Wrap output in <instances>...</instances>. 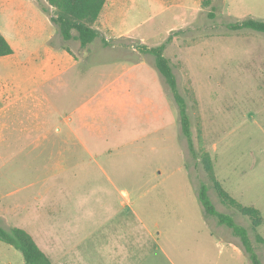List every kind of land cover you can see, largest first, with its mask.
I'll use <instances>...</instances> for the list:
<instances>
[{"label":"rangeland","instance_id":"rangeland-1","mask_svg":"<svg viewBox=\"0 0 264 264\" xmlns=\"http://www.w3.org/2000/svg\"><path fill=\"white\" fill-rule=\"evenodd\" d=\"M213 5L211 18L201 0H109L95 27L110 44L97 38L83 47L59 38L46 0H0V27L20 54L54 43L67 45L75 59L71 70L33 90H24V75L6 79L0 64V89H8L0 93L1 227L25 228L56 264H75L78 240L81 255L90 253L87 261L96 264H121L130 251V264L247 263L221 252L220 224L198 196L208 181L201 158L189 150L154 57L136 47L173 34L167 54L198 152L201 131L225 189L262 199L264 32L227 24L264 19V0ZM51 32L56 37L47 39ZM245 185L249 192L240 189ZM210 196L251 230L248 216L213 189ZM251 236L264 261V245ZM0 264L26 262L0 240Z\"/></svg>","mask_w":264,"mask_h":264},{"label":"trees","instance_id":"trees-1","mask_svg":"<svg viewBox=\"0 0 264 264\" xmlns=\"http://www.w3.org/2000/svg\"><path fill=\"white\" fill-rule=\"evenodd\" d=\"M108 1L109 0H46V2L54 8L51 20L59 27L62 38L66 41L73 39L79 40L83 47L92 44L97 38H101L105 45L110 44L103 33L95 27ZM201 5L203 8H211L208 15L211 18L215 17L216 7L213 5V0H201ZM45 8L47 7L45 6ZM227 27L234 31L249 29L264 32V19L248 17L243 20L230 22L227 24ZM173 39V34H170L167 40L160 45L150 46L142 43L137 44L136 47L141 53L150 54L154 57L155 65L167 82L177 104L182 134L187 139L189 150L194 156H200L201 158V163L208 181H202L200 183L198 196L203 205L205 215L207 217L216 218L218 224L228 227L234 235L240 238L242 246L252 264H264L251 236V232H253L256 242L264 244V237L258 232V228L263 222L259 210L254 206L243 205L225 189L222 181H220L217 176L212 155L207 149L201 131H199V142L202 145L199 150H201V152L199 153L196 148L188 100L180 90L172 59L167 54L169 44ZM62 48L69 52L71 51L67 45L62 46ZM12 53H14V48L0 29V57ZM211 189L215 191L223 204L237 209L243 215L250 218L252 222L251 230L239 224L231 214L218 209L210 196ZM0 240L19 249L24 256L26 264H56L40 247L34 236L25 228L13 226L7 229L0 226Z\"/></svg>","mask_w":264,"mask_h":264},{"label":"crops","instance_id":"crops-1","mask_svg":"<svg viewBox=\"0 0 264 264\" xmlns=\"http://www.w3.org/2000/svg\"><path fill=\"white\" fill-rule=\"evenodd\" d=\"M106 6H105V8H106ZM0 29L5 34L3 28L0 27ZM43 31H45V30L40 28L39 32H43ZM9 35L6 36V34H5V36L8 38V40H9ZM55 37L56 36H54L53 32L49 33V35L46 36L47 39L48 38L53 39ZM59 38H62V36ZM56 39H58V37ZM74 62H75L74 56L69 51H67L66 49L59 48V47L55 46L54 43L53 44L52 43H48V44L44 43L39 48H36L32 51H29L27 54H23V55L14 49V53L0 57L1 66L7 71L3 75L6 79H9L10 74L18 73V74L24 75V77H22L20 79V81L22 83H25L24 90H26V89L27 90H33V89L37 88L38 86H41L42 84L49 82L51 79H53L55 77L58 78L59 76L64 74V72L71 70L73 68L72 66L74 65ZM7 92H8V89L2 85V87L0 89V93H7ZM221 181H222L224 187L226 188V185H225L226 179H223ZM263 188H264V186H263ZM240 189H243L245 192H249L246 185L241 187ZM234 193L232 192L231 194L234 196ZM236 193H239V196L235 195L237 198L235 196H234V198L237 199L240 203H242L243 205L254 206L259 210V212L263 218V222H262L260 227L264 228V197L262 199L257 198V197H253V199H252L250 194L244 196L241 194V192H239V190ZM125 194H127V193H125ZM249 197H250V202L245 203L244 200L248 199ZM219 228H220L219 229V235H220L222 242L219 241L218 245L221 247V249H220L221 252H224L227 249L231 250V251L235 252L237 255L245 256V258H246L245 262H247L246 264H252L250 258L248 257L249 258L248 259L246 257L248 255L242 246L240 238L231 232L228 233V231H227L229 229L228 227H225L223 225H219ZM154 234L155 233L152 232L153 236H154ZM88 235H89V233H88ZM225 241H227V242H225ZM78 242H79V240L76 241L75 244L72 246V253L74 256L73 260H74L75 264H81V262H79L80 258L82 260L85 259V262H86L85 264H96V263H91V262L87 261L88 256L92 257V255H89L90 253L88 255H84L85 253L82 252V255H81V253L79 252V247L81 246V244ZM238 243L241 244V247L238 246ZM90 245L91 244H88V247H90ZM96 253L97 252H95L94 255ZM130 255H131V251H130L129 255L128 254L123 255L124 257L122 256V258H121L122 259L121 264H130L132 262V259L131 260L126 259V258L130 257ZM124 258H125L126 262L123 261Z\"/></svg>","mask_w":264,"mask_h":264}]
</instances>
